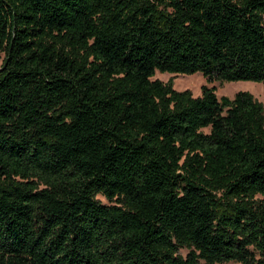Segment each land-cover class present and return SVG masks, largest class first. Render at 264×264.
<instances>
[{
    "label": "trees",
    "instance_id": "obj_1",
    "mask_svg": "<svg viewBox=\"0 0 264 264\" xmlns=\"http://www.w3.org/2000/svg\"><path fill=\"white\" fill-rule=\"evenodd\" d=\"M2 54L0 264H264V103L153 79L264 84V0H0Z\"/></svg>",
    "mask_w": 264,
    "mask_h": 264
},
{
    "label": "rangeland",
    "instance_id": "obj_2",
    "mask_svg": "<svg viewBox=\"0 0 264 264\" xmlns=\"http://www.w3.org/2000/svg\"><path fill=\"white\" fill-rule=\"evenodd\" d=\"M4 59V54L0 56V68L2 66ZM154 80L158 79L167 83L169 81L173 82V87L177 91L189 90L192 92L194 97H200L202 94V89L204 87L215 88L216 95L220 99L222 97L234 98L239 92H249L260 102L264 103V84H257L252 82H235V83H220L217 81L209 82L201 74L196 73L194 75H170L168 73L162 74L157 72ZM207 131V130H206ZM97 199L106 205H109V201L103 196L98 195ZM225 264H239L236 262H230Z\"/></svg>",
    "mask_w": 264,
    "mask_h": 264
}]
</instances>
